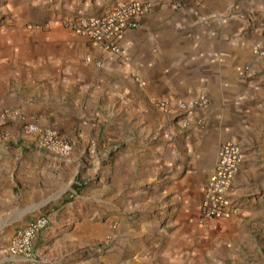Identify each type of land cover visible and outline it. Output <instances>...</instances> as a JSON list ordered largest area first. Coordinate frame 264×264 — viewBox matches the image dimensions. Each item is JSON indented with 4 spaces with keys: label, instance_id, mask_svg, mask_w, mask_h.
I'll use <instances>...</instances> for the list:
<instances>
[{
    "label": "crops",
    "instance_id": "0c3cea01",
    "mask_svg": "<svg viewBox=\"0 0 264 264\" xmlns=\"http://www.w3.org/2000/svg\"><path fill=\"white\" fill-rule=\"evenodd\" d=\"M116 1L63 0L57 17ZM135 1L149 8L116 40L118 52L62 21L26 35V68L43 80L0 101V129L10 137L0 140V225L16 231L49 213L34 241L40 264H195L215 251L221 264L249 259L248 236L243 247L236 242L241 222L203 225L197 216L227 140L245 149L228 190L247 203L236 218L251 211L254 131L264 128V0ZM3 36L4 49L18 48L13 33ZM196 99L207 102L181 110ZM26 123L65 135L72 152L39 147ZM98 168V184L80 182ZM149 184L159 202L176 201V212L166 223L130 225L122 212ZM57 199L65 201L50 210ZM3 263L30 264L9 254Z\"/></svg>",
    "mask_w": 264,
    "mask_h": 264
},
{
    "label": "rangeland",
    "instance_id": "374dc122",
    "mask_svg": "<svg viewBox=\"0 0 264 264\" xmlns=\"http://www.w3.org/2000/svg\"><path fill=\"white\" fill-rule=\"evenodd\" d=\"M58 3L60 4L59 8L63 11L65 9L63 0H0V38H4L3 35L13 33L18 47L12 49L10 53L2 46L5 41L0 40V101H11L15 91H19L22 96H26L30 92L29 86L33 82L39 83L43 80L33 73H28L26 68L28 65L26 62L28 60V43L25 39L27 38L26 35L44 32L49 23H60L65 18L57 17V12L60 11L57 7ZM67 15V17H72L75 13ZM17 50H20L18 54H16ZM7 110L10 111L11 109L8 108ZM254 137L256 154L255 177L251 180L253 184L249 186L251 199L248 204L249 207L252 206L250 207L251 211L243 219L232 217L216 219L207 223V225H216L223 220L232 221L235 219L238 220L236 222L242 223L241 232L236 237V242L243 247L240 243V238L248 236L250 244L243 247L242 250L250 251L252 255L249 259L236 260L235 264H264V128L258 129V131L255 130ZM115 150H118V147ZM83 174V177L80 178L82 184L95 185V181H97L96 184L100 181L99 176H102V169L84 171ZM145 191L147 192H141L140 197L129 201L128 211L122 212L126 216V220H128L127 223L132 225L139 223L141 220L143 222L166 223L170 215L176 212V201L165 198L159 202L158 199L154 198L152 184L146 185ZM144 195L145 199L141 197ZM66 200H69V198ZM64 201L61 199L51 200L48 203L50 205L46 206L51 210ZM15 229L7 225H0V261L7 254L5 247L14 234ZM102 244H104L103 241L98 243L97 246L100 247ZM38 255L41 261L42 254L40 251H38ZM219 260V253L215 251L212 257L203 258L195 264H221ZM225 262V264H234L230 263V259H226Z\"/></svg>",
    "mask_w": 264,
    "mask_h": 264
},
{
    "label": "built area",
    "instance_id": "2783aa9c",
    "mask_svg": "<svg viewBox=\"0 0 264 264\" xmlns=\"http://www.w3.org/2000/svg\"><path fill=\"white\" fill-rule=\"evenodd\" d=\"M148 8L147 2L117 0L105 11L92 14L78 13L63 18L62 24L78 34L85 35L89 40L118 52L120 49L116 40L128 29L136 28L137 17ZM206 102L207 99H196L191 103L181 104L180 108L190 111L191 108ZM25 132L35 133L38 146L50 153L69 155L73 150L72 141L51 127L40 128L36 123H26ZM8 137L9 134L0 129V139ZM244 151V146L236 140H227L220 147L199 205L197 220L200 224L236 217L244 211L247 206L245 199L228 194L229 187L244 159ZM49 222L50 216L47 212L32 218L14 232L5 247V252L11 256L23 257L30 264H40L34 241Z\"/></svg>",
    "mask_w": 264,
    "mask_h": 264
}]
</instances>
